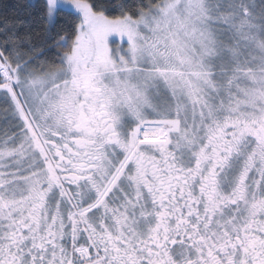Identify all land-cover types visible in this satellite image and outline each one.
Wrapping results in <instances>:
<instances>
[{
    "label": "snow or ice",
    "instance_id": "obj_1",
    "mask_svg": "<svg viewBox=\"0 0 264 264\" xmlns=\"http://www.w3.org/2000/svg\"><path fill=\"white\" fill-rule=\"evenodd\" d=\"M0 20V264H264V0H27Z\"/></svg>",
    "mask_w": 264,
    "mask_h": 264
},
{
    "label": "trees",
    "instance_id": "obj_2",
    "mask_svg": "<svg viewBox=\"0 0 264 264\" xmlns=\"http://www.w3.org/2000/svg\"><path fill=\"white\" fill-rule=\"evenodd\" d=\"M27 0H0V20L15 15H23L24 10L22 5Z\"/></svg>",
    "mask_w": 264,
    "mask_h": 264
}]
</instances>
